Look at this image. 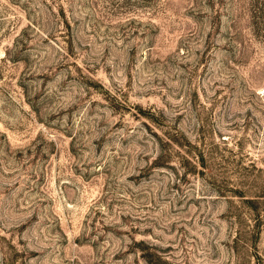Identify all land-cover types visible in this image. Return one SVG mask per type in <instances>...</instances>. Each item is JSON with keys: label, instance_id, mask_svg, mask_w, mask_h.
Returning <instances> with one entry per match:
<instances>
[{"label": "rangeland", "instance_id": "1", "mask_svg": "<svg viewBox=\"0 0 264 264\" xmlns=\"http://www.w3.org/2000/svg\"><path fill=\"white\" fill-rule=\"evenodd\" d=\"M0 264H264V0H0Z\"/></svg>", "mask_w": 264, "mask_h": 264}]
</instances>
